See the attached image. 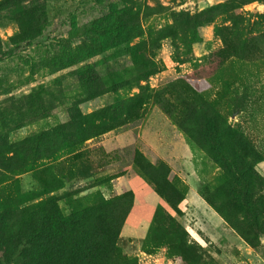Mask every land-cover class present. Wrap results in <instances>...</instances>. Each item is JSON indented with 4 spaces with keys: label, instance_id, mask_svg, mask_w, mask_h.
Masks as SVG:
<instances>
[{
    "label": "rangeland",
    "instance_id": "rangeland-1",
    "mask_svg": "<svg viewBox=\"0 0 264 264\" xmlns=\"http://www.w3.org/2000/svg\"><path fill=\"white\" fill-rule=\"evenodd\" d=\"M244 1L0 0V204L97 208L104 264H264L236 177L251 167L264 199V0ZM105 18L126 35L89 57L84 33ZM149 60L161 70L140 80ZM28 248L11 258L0 241V264Z\"/></svg>",
    "mask_w": 264,
    "mask_h": 264
},
{
    "label": "trees",
    "instance_id": "trees-1",
    "mask_svg": "<svg viewBox=\"0 0 264 264\" xmlns=\"http://www.w3.org/2000/svg\"><path fill=\"white\" fill-rule=\"evenodd\" d=\"M250 1L254 0H245L243 3ZM227 4L228 3H220L211 7V10L226 7ZM105 19L97 20L93 23V26L84 33L85 43L86 45L89 44L87 47V50H89L87 55L89 57L94 54L92 53L93 50H98L102 45L105 46L106 40L104 38L106 36H111V34H113L111 33L112 29L108 28L109 26H103L106 22L110 23L109 18ZM120 23L121 25L117 27L118 32L113 34L115 36L111 37V40L121 39L126 35L125 19L121 18ZM116 35L119 37H116ZM144 67L139 74L140 80L161 70L158 63L154 60H149ZM83 130L86 132L85 129ZM102 132L104 131L94 133V135L101 134ZM238 134L239 133L232 131L230 136L237 135L241 140V136ZM217 137L219 140L218 142H220V136ZM86 139L87 137L80 136L78 141H85ZM75 142L76 141H74V143ZM20 145L21 144H18L16 147ZM251 148L248 150L249 154L252 156L255 155L254 157L257 158V151L253 149V147ZM233 152L236 154L235 161H231V166L234 164L233 168L235 166L237 169L239 166H242V164L248 162L244 156L242 157L240 156L241 154H237V151L233 150ZM15 159L16 155L10 157L9 161ZM2 162L3 161L0 160V164L3 165ZM251 172H253L251 167H246L244 170L237 169L236 171V177L239 179V184L242 188L238 194L240 197L239 201L242 202V207L245 208V215L250 219L251 228L264 231L259 221V218L264 215V207L260 209V205L264 206V199L260 201L256 200L257 203L253 200L254 193L251 186L254 184V176ZM205 199L215 207L217 212H219L239 234L248 237L249 232L247 228L240 223L236 214L233 216L226 214L227 212L225 213V210H223L221 206L215 205L208 195H205ZM231 206L236 211L238 208H241V205L236 203H231ZM0 207V241L4 243V247L6 246L5 252L7 255L10 256L15 252L17 244L29 243L24 264L105 263L102 243L103 240L107 239L110 226L106 221L104 222L105 225L102 223L101 227H97V221L93 219L94 216H97V208L93 207L87 212L72 213L64 217L53 198L29 207H13L8 201H3ZM109 217L110 216H108L106 220H108ZM262 219L264 221V218ZM93 221L96 222L93 223ZM108 240L111 241L112 238H108ZM71 246L75 248L76 251L74 256L69 258L64 254V250ZM191 250H193L192 247H190V249L184 248L183 252L190 255ZM10 257L12 258V256Z\"/></svg>",
    "mask_w": 264,
    "mask_h": 264
}]
</instances>
